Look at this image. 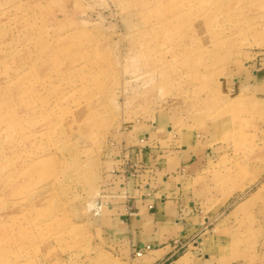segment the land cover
Returning <instances> with one entry per match:
<instances>
[{
	"label": "rangeland",
	"instance_id": "rangeland-1",
	"mask_svg": "<svg viewBox=\"0 0 264 264\" xmlns=\"http://www.w3.org/2000/svg\"><path fill=\"white\" fill-rule=\"evenodd\" d=\"M154 118L195 156L167 263L264 253V0H0V264H126L99 199L114 140Z\"/></svg>",
	"mask_w": 264,
	"mask_h": 264
},
{
	"label": "crops",
	"instance_id": "crops-1",
	"mask_svg": "<svg viewBox=\"0 0 264 264\" xmlns=\"http://www.w3.org/2000/svg\"><path fill=\"white\" fill-rule=\"evenodd\" d=\"M262 73L254 70L251 75L259 80ZM164 123L154 118L136 130L131 128L128 138L114 140L107 159L109 168L100 194V209L106 215L109 240L126 264H168L173 237L190 234L194 226V217L189 214L193 207L187 208V192L180 182H175L178 177H172V173L195 156L186 144H162L173 131ZM173 160L175 166L170 164ZM126 161L139 168L134 173L125 172ZM206 244H211L216 253H187L177 264H264V253L253 258L241 247L230 250L228 244L213 243V239ZM145 246L151 249L145 250ZM138 249L145 251L136 258L134 252Z\"/></svg>",
	"mask_w": 264,
	"mask_h": 264
},
{
	"label": "built area",
	"instance_id": "built-area-1",
	"mask_svg": "<svg viewBox=\"0 0 264 264\" xmlns=\"http://www.w3.org/2000/svg\"><path fill=\"white\" fill-rule=\"evenodd\" d=\"M138 168H139L138 165L131 163V161L125 162V172L129 174L132 172L134 173ZM187 244H188L187 241L186 242L184 241L181 242L179 240L174 241V243H172V250L169 256L167 257L166 261L169 262L173 260L176 256H178V254L187 247ZM149 249H151L150 246H145V250H149ZM145 250L144 249L137 250L136 256L139 257L142 256Z\"/></svg>",
	"mask_w": 264,
	"mask_h": 264
}]
</instances>
